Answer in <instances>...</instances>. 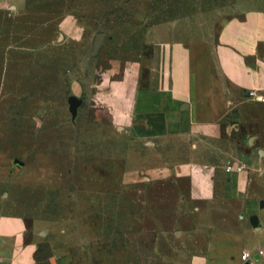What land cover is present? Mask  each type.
<instances>
[{
  "label": "rangeland",
  "instance_id": "374dc122",
  "mask_svg": "<svg viewBox=\"0 0 264 264\" xmlns=\"http://www.w3.org/2000/svg\"><path fill=\"white\" fill-rule=\"evenodd\" d=\"M245 4L264 0H0V216L35 264H193L211 227L248 225L203 183L228 160L183 174L133 113L153 40L206 38Z\"/></svg>",
  "mask_w": 264,
  "mask_h": 264
},
{
  "label": "crops",
  "instance_id": "0c3cea01",
  "mask_svg": "<svg viewBox=\"0 0 264 264\" xmlns=\"http://www.w3.org/2000/svg\"><path fill=\"white\" fill-rule=\"evenodd\" d=\"M209 31L189 43L153 40L147 86L136 89L133 113L136 125L145 123L144 132L169 150L168 163L183 174L219 159L242 162L244 171L218 169L203 183L210 182L211 195L240 201L248 225L243 222L241 231L211 227L192 260L242 264V250L264 246V4L237 5ZM193 190L203 195L201 185ZM252 214L259 229L249 223ZM24 232L21 217L0 216V264H35L36 243L25 242Z\"/></svg>",
  "mask_w": 264,
  "mask_h": 264
},
{
  "label": "water",
  "instance_id": "95a60500",
  "mask_svg": "<svg viewBox=\"0 0 264 264\" xmlns=\"http://www.w3.org/2000/svg\"><path fill=\"white\" fill-rule=\"evenodd\" d=\"M103 37V33L95 34V39L92 42L91 50L87 53L86 58L94 54L99 49L102 44ZM81 103L82 99L75 95H70L68 97L69 110L72 112L73 116L76 115L77 108L81 105ZM260 204L262 205L263 201H261ZM249 223L254 229H259V219L256 214H252L251 216H249Z\"/></svg>",
  "mask_w": 264,
  "mask_h": 264
},
{
  "label": "built area",
  "instance_id": "2783aa9c",
  "mask_svg": "<svg viewBox=\"0 0 264 264\" xmlns=\"http://www.w3.org/2000/svg\"><path fill=\"white\" fill-rule=\"evenodd\" d=\"M256 99L258 101H261L262 96L259 95L256 97ZM244 169L245 167L240 163L230 162L225 166L224 171L230 174L233 172L240 173L244 171ZM262 258H263V251L261 250L259 252L251 251V250H242L240 253V260L242 264H257V262H259Z\"/></svg>",
  "mask_w": 264,
  "mask_h": 264
}]
</instances>
